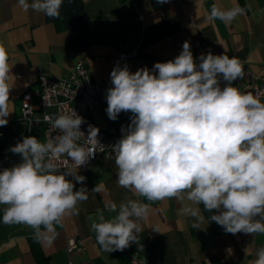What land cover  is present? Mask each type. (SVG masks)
Listing matches in <instances>:
<instances>
[{"label": "clouds", "instance_id": "clouds-1", "mask_svg": "<svg viewBox=\"0 0 264 264\" xmlns=\"http://www.w3.org/2000/svg\"><path fill=\"white\" fill-rule=\"evenodd\" d=\"M169 2L156 0L160 5ZM62 3L17 0L22 11L31 9L53 19L60 17ZM244 11L239 6H213L208 19L230 24ZM9 59L0 43V127L7 126L11 113ZM196 59L185 41L179 55L152 68L132 72L127 63L117 62L111 70L107 116L116 121L122 112L131 113L130 123L121 127V137L110 146L116 182L150 202L187 199L197 205L182 209L196 219L193 228L203 222L198 207L203 204L213 213L211 222L225 233L264 234V101L233 86L245 75L238 58L209 51L200 54L199 63ZM45 120L59 135L43 143L36 136H24L9 147L20 161L0 170V205H7L4 223L27 225L35 240L51 243L56 226L66 215H78V202L88 199L89 190L83 186L87 178L77 172L95 156V147L87 145L102 150L104 145L97 139L99 128L91 124L86 145L78 143L85 137V120L74 109ZM64 156L74 162L75 171H62L52 163ZM69 176L82 185L78 190ZM105 207L116 215L106 219L97 209L95 219L89 218L101 250L111 253L139 244L143 228L138 221L147 217L149 204L129 199ZM255 256L250 264H264V247Z\"/></svg>", "mask_w": 264, "mask_h": 264}, {"label": "crops", "instance_id": "crops-1", "mask_svg": "<svg viewBox=\"0 0 264 264\" xmlns=\"http://www.w3.org/2000/svg\"><path fill=\"white\" fill-rule=\"evenodd\" d=\"M213 6L221 10L239 6L245 11L229 24L208 19ZM185 41L190 43L197 63L200 54H207L210 45L218 42L229 58L236 57L254 72H261L264 0H170L163 5L156 0H63L57 19L31 9L24 12L17 0H0V43L8 51L12 66L8 105L11 113L7 126L0 127L2 158L17 156L8 149L24 136L43 141L41 126L27 128L20 120L24 93H29L33 105L38 104V68L63 77L82 62L93 80L109 83L112 61L117 56L131 54L127 64L135 72L140 67L152 68L156 62L174 59ZM106 108L105 96L98 95L89 118L101 130L114 123ZM61 170L76 169L71 166ZM117 171L115 159L107 158L77 170L87 178L83 186L89 190L88 199L78 202V215H66L56 226L51 243L38 242L33 229L24 224H6L2 216L0 264H123L133 251L148 256L154 264H250L256 250L264 247V234L225 233L211 222L213 213L206 211L203 204L198 206L203 222L199 229L193 228L196 219L183 214L182 209L197 205L175 198L150 202L120 187ZM67 178L74 182V191L82 186L73 177ZM94 187L97 191H92ZM129 199L150 206L147 217L138 221L143 228L138 234L140 243L133 242L123 251L104 252L89 218L95 219L97 209L104 211L106 219L111 218L116 213L105 206H119ZM70 238L77 242L71 253L67 250Z\"/></svg>", "mask_w": 264, "mask_h": 264}, {"label": "built area", "instance_id": "built-area-1", "mask_svg": "<svg viewBox=\"0 0 264 264\" xmlns=\"http://www.w3.org/2000/svg\"><path fill=\"white\" fill-rule=\"evenodd\" d=\"M209 51L214 55L225 54L223 48L218 42L211 44L208 52ZM130 57L131 54H123L114 58L111 70L117 62H119L121 66L124 63H128ZM241 63L244 67V78L235 81L233 86L239 88L243 92H251L254 95H258V97L264 101V70L261 72H254L246 63ZM36 82L38 85V104L33 105L30 101L29 93H24L20 100V120L27 126V128L41 126L43 130V143L48 139L54 140L55 137L59 135V130L54 129L52 123L45 120V116L54 119L57 115L70 114L74 109L85 120V123L81 125V131L85 133V137H81L78 143L80 145H86L88 125L91 124L97 127L89 118V114L95 106L96 97L98 95L106 97V90L110 87L111 81L106 83L99 80H93L90 76L88 67L82 62H77L73 70L63 77H54L38 68ZM223 85L224 82L221 81V86ZM130 116L131 113L120 114L112 126L106 130L99 129L97 139L100 144L104 145V148L102 150L99 145L95 144L87 145L95 147L96 149L94 158L91 159L87 165L99 158L115 159L110 146L121 137V127H126L130 123ZM18 161H20L18 155L4 159L0 154V170L7 168L11 163H16ZM52 163L61 169L75 166L74 162L69 160L67 156L61 157L60 159H53ZM5 207L6 205H0V213H3ZM76 246V240L70 238L67 243L68 252L71 253ZM123 264L154 263L148 256L133 251L129 254L127 261Z\"/></svg>", "mask_w": 264, "mask_h": 264}, {"label": "trees", "instance_id": "trees-1", "mask_svg": "<svg viewBox=\"0 0 264 264\" xmlns=\"http://www.w3.org/2000/svg\"><path fill=\"white\" fill-rule=\"evenodd\" d=\"M2 216H3V213H0V219H1Z\"/></svg>", "mask_w": 264, "mask_h": 264}, {"label": "rangeland", "instance_id": "rangeland-1", "mask_svg": "<svg viewBox=\"0 0 264 264\" xmlns=\"http://www.w3.org/2000/svg\"><path fill=\"white\" fill-rule=\"evenodd\" d=\"M9 146V145H8ZM2 157V156H1ZM5 158L7 157V154H6V156H4Z\"/></svg>", "mask_w": 264, "mask_h": 264}]
</instances>
